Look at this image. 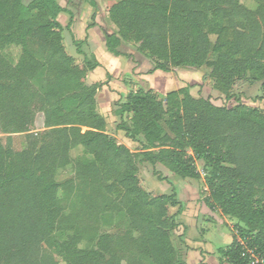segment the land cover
Wrapping results in <instances>:
<instances>
[{
	"label": "trees",
	"instance_id": "trees-1",
	"mask_svg": "<svg viewBox=\"0 0 264 264\" xmlns=\"http://www.w3.org/2000/svg\"><path fill=\"white\" fill-rule=\"evenodd\" d=\"M58 1L0 0V132H28L36 112L45 127L27 136L21 152L0 141V264H186L172 240L182 204L173 188L169 196L149 195L138 165L149 164L159 180L166 179L156 167L200 182L198 161L204 204L234 219V230L264 254V0H254V10L240 0H120L109 9L116 27L104 33L110 55L130 58L122 46L131 44L156 61L152 72L210 66L213 90L234 103L196 99L189 87L163 99L151 89L129 91L117 104L116 131L138 146L135 152L118 145L96 110L107 82L86 83L100 68L91 53L84 56L86 41H74L81 64L65 52L59 17L67 11ZM88 3L96 11V2ZM243 79L259 83L255 100L263 112L233 92ZM76 147L90 158L70 161ZM62 163L74 166V179L64 185L75 191L69 207L58 199ZM99 204L118 212L120 235L98 232ZM219 255L246 264L235 236Z\"/></svg>",
	"mask_w": 264,
	"mask_h": 264
},
{
	"label": "rangeland",
	"instance_id": "rangeland-1",
	"mask_svg": "<svg viewBox=\"0 0 264 264\" xmlns=\"http://www.w3.org/2000/svg\"><path fill=\"white\" fill-rule=\"evenodd\" d=\"M31 0H24L25 3ZM96 2V11L91 8L88 0H59V5L67 12L60 14L59 22L63 28L62 40L65 52L76 59L78 64H81L84 60L83 55H78L76 52V46L74 41H86V45H83L82 51L84 56L89 57L90 53L97 59L100 64V68L94 72L89 73L86 76L88 85H92L97 81H106L109 83V91L105 86L97 93L96 97V110L98 113L103 114L107 120V133L115 138L118 145H122L128 148L131 152H135L138 146L135 143L130 142L124 137L122 132L116 131V126L119 123V118L115 115L117 104L123 102L129 91L137 90L138 88L151 89L158 99L163 97L172 91H178L185 87H189L190 93L194 98H211L215 105L226 104L232 105L233 102L225 103L223 96L214 91L212 88V81L209 77L210 66H204L198 70L194 69H180L173 68L169 73L160 71L152 72L156 61H152L146 56L136 52L135 47L131 44H125L122 46V51L129 54L130 58L126 56L114 57L109 55L106 50L99 49L102 36L97 34L92 35V43L89 41L88 29L96 26V31L103 35L104 33L110 34L116 31V27L109 19V9L120 0H94ZM241 4L247 7V9L254 10L257 4L254 0H240ZM70 13V14H69ZM90 43V45L88 44ZM95 52V53H93ZM12 53L15 58L19 55V49L13 48ZM96 54V55H95ZM118 59L117 61L115 59ZM214 60L213 56L209 57V62ZM108 75V76H107ZM259 83L249 84L245 79L236 82L233 92L237 94L240 102L247 107L257 108L263 112L262 103L255 100L256 97L261 95ZM45 130L44 116L40 112H36L32 126L28 132L22 134H2L0 132V141L8 149L14 152H21L27 148V136L36 135L42 133ZM84 131V130H83ZM68 158L72 162H85L87 157L81 147H76L68 152ZM197 171L201 175V181H195L197 184H201L202 201L206 197L207 193L204 186L203 177L205 176L202 162H196ZM156 172L160 177L166 179L159 180L154 174V169L149 164L138 165V178L141 187L151 196H169L172 194V188L176 193V188L171 185L181 183V179L170 175L163 167H156ZM74 179V166L72 164L62 163L58 166L56 181L59 185L58 199L59 203L64 207L69 205H76V198L74 187L70 186L65 188L64 185ZM203 184V185H202ZM170 187V188H169ZM74 197V198H73ZM103 202V200H102ZM96 210L93 212L94 221L98 224L97 230L99 233H108L110 235H120L125 228V225L119 220L118 212L107 213L104 210V206L99 204L95 206ZM170 214L176 211V208H170ZM185 210V206L182 205V212ZM210 210V218H207L202 222V229L205 231L217 232L223 231L226 234L236 233L234 230L235 220L225 218L228 224H219L218 222L222 217L219 214H215L216 210ZM219 211V210H218ZM213 213V214H212ZM220 213V211H219ZM182 214V213H181ZM180 214V215H181ZM212 215V216H211ZM121 220L124 219L121 217ZM179 229L172 235V240L176 237H180ZM235 236V235H234ZM57 239L61 238V234L56 235ZM175 245V244H174ZM176 246V245H175Z\"/></svg>",
	"mask_w": 264,
	"mask_h": 264
},
{
	"label": "crops",
	"instance_id": "crops-1",
	"mask_svg": "<svg viewBox=\"0 0 264 264\" xmlns=\"http://www.w3.org/2000/svg\"><path fill=\"white\" fill-rule=\"evenodd\" d=\"M96 29L95 26L87 30L89 33L88 36L90 37L89 41L92 43L91 38L93 34L102 36L99 49L105 50L104 37ZM88 44L90 45V43ZM115 60L117 61L118 59L116 58ZM106 87H109V83ZM108 90L112 91L109 88ZM165 183L166 180L163 184ZM171 185L178 192L177 200L185 206V210L178 218L180 223L178 234L180 235L181 232V235L179 238L176 237L174 244L184 257L186 264H229L220 257L219 251L225 250L232 244L234 234L231 229L230 234H226L223 231L210 233L201 228V221L204 222L207 218H210L211 214L209 208L201 199V184H197L194 180H184L179 184L173 185L171 183ZM214 213L216 215L219 214L223 218L222 221L220 220L218 222L219 224L225 223L226 225H231L228 224L227 220L224 221L228 217L222 216L218 210Z\"/></svg>",
	"mask_w": 264,
	"mask_h": 264
},
{
	"label": "built area",
	"instance_id": "built-area-1",
	"mask_svg": "<svg viewBox=\"0 0 264 264\" xmlns=\"http://www.w3.org/2000/svg\"><path fill=\"white\" fill-rule=\"evenodd\" d=\"M234 235L246 264H264V254L250 241L249 237H242L238 232Z\"/></svg>",
	"mask_w": 264,
	"mask_h": 264
}]
</instances>
